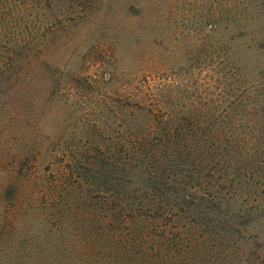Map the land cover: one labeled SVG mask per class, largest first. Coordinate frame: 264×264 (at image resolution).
<instances>
[{
    "label": "trees",
    "instance_id": "trees-1",
    "mask_svg": "<svg viewBox=\"0 0 264 264\" xmlns=\"http://www.w3.org/2000/svg\"><path fill=\"white\" fill-rule=\"evenodd\" d=\"M41 2L0 0V111L38 84ZM205 25L171 74L96 94L72 120V146L32 159L2 152L0 237L21 187L47 233L72 211V264L250 263L247 233L264 221V0H219ZM44 155L51 180L34 175ZM28 212L21 204L17 221ZM10 228L30 242V227Z\"/></svg>",
    "mask_w": 264,
    "mask_h": 264
},
{
    "label": "rangeland",
    "instance_id": "rangeland-1",
    "mask_svg": "<svg viewBox=\"0 0 264 264\" xmlns=\"http://www.w3.org/2000/svg\"><path fill=\"white\" fill-rule=\"evenodd\" d=\"M40 6L48 35L31 71L38 76V84L25 88L23 105L0 111V155L8 154L9 160L26 152L32 159L47 145V155L58 144L72 146V120L91 111L96 94L113 92L138 78L171 74L183 65L186 49L207 32L206 15L218 10L219 0H53L52 11L42 0ZM50 17L52 23H46ZM107 79L109 85L103 82ZM57 81L59 89L51 100L50 84ZM25 143L27 150H23ZM46 166L44 155L36 178H53ZM4 170L0 167V181ZM19 190L21 195L8 209L9 229L0 237V264H72V211L60 208L64 213L55 230L47 233L39 208L24 196L28 194L24 188ZM21 204H28L29 212L19 223L16 214ZM13 224L18 229L31 228L25 247L22 235L14 239ZM247 240L249 264H264V221L250 227ZM36 241L38 248L31 249Z\"/></svg>",
    "mask_w": 264,
    "mask_h": 264
}]
</instances>
